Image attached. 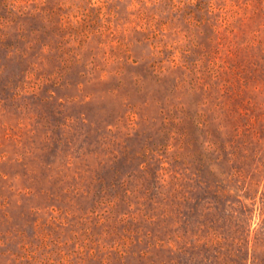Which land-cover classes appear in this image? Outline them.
<instances>
[{"label":"rangeland","instance_id":"374dc122","mask_svg":"<svg viewBox=\"0 0 264 264\" xmlns=\"http://www.w3.org/2000/svg\"><path fill=\"white\" fill-rule=\"evenodd\" d=\"M0 264H264V0H0Z\"/></svg>","mask_w":264,"mask_h":264}]
</instances>
